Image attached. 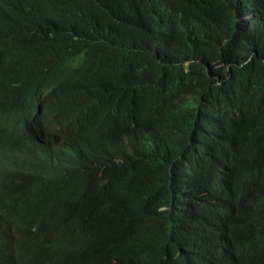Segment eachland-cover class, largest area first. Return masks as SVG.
<instances>
[{"label": "trees", "instance_id": "obj_1", "mask_svg": "<svg viewBox=\"0 0 264 264\" xmlns=\"http://www.w3.org/2000/svg\"><path fill=\"white\" fill-rule=\"evenodd\" d=\"M0 264H264V0H0Z\"/></svg>", "mask_w": 264, "mask_h": 264}, {"label": "bare ground", "instance_id": "obj_2", "mask_svg": "<svg viewBox=\"0 0 264 264\" xmlns=\"http://www.w3.org/2000/svg\"><path fill=\"white\" fill-rule=\"evenodd\" d=\"M158 229V228H157Z\"/></svg>", "mask_w": 264, "mask_h": 264}]
</instances>
